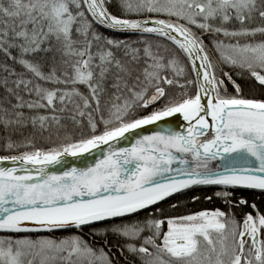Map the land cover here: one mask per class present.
I'll list each match as a JSON object with an SVG mask.
<instances>
[{
  "label": "snow or ice",
  "instance_id": "obj_1",
  "mask_svg": "<svg viewBox=\"0 0 264 264\" xmlns=\"http://www.w3.org/2000/svg\"><path fill=\"white\" fill-rule=\"evenodd\" d=\"M0 149V264H264V0H0Z\"/></svg>",
  "mask_w": 264,
  "mask_h": 264
},
{
  "label": "trees",
  "instance_id": "obj_2",
  "mask_svg": "<svg viewBox=\"0 0 264 264\" xmlns=\"http://www.w3.org/2000/svg\"><path fill=\"white\" fill-rule=\"evenodd\" d=\"M109 11L112 12L113 14H121L118 5L115 2L109 5ZM100 31L106 32V34L108 35L118 36L120 38H129L132 40H135L137 38V35L135 34H120V33L106 30L103 27H100ZM245 95H249V96L254 95L259 98L260 92L255 88H248L245 90ZM10 154H13V153L5 152L2 149H0V155H10ZM217 190L218 189L216 186H197L193 189L191 194L199 195L200 199L198 201H191L187 198V196L182 197L181 199L187 200V209H191V210H201L205 208L213 209L216 207H220L223 209L225 208V204L220 198L214 195V193ZM229 191H233V197H239V196L245 197V199L249 202V204L254 201L257 204V206L262 211H264V192H262L261 190L238 187L235 190L229 189ZM204 196H210L211 199L205 200ZM184 210L185 209H180L179 211H184ZM73 232L74 230L69 229L67 231H53L51 233L45 232L43 234L44 235L50 234L55 237H60V236L70 235ZM80 234L83 236V238L86 241L92 244L94 248L103 247L105 251H109V249H111L110 255L112 256L113 259H115L116 257H119L120 264H124V256H127L129 257V259H132L131 254H129L126 249L124 250L123 256L120 255V253L117 251L115 247V245L117 244V239L112 236L107 237L108 243L104 244L103 243L104 237L91 235L88 228H84Z\"/></svg>",
  "mask_w": 264,
  "mask_h": 264
},
{
  "label": "water",
  "instance_id": "obj_3",
  "mask_svg": "<svg viewBox=\"0 0 264 264\" xmlns=\"http://www.w3.org/2000/svg\"><path fill=\"white\" fill-rule=\"evenodd\" d=\"M109 31H112L108 29ZM113 32V31H112ZM120 34H133L131 32H116ZM137 35V34H135ZM166 120L171 121L172 123L168 125L169 127L175 128V130L180 131L181 127L185 126L187 122H183L182 116L179 114H174L173 117L170 118H165ZM177 124H180V127H177ZM165 127V125L157 122L155 124H150V125H144L140 129L133 130L134 134H125V140L119 141V146L121 147H126L128 146L129 141L135 139V135L137 134H147L150 133L151 131H156L160 130L161 128ZM207 135V133H206ZM104 150V146H98L95 150L90 151L87 154L73 157V156H66L64 158V162L61 164L55 165V166H50L49 170L50 171H61L64 168L71 167L73 165L77 167H84L89 163H94V160L96 157L100 156ZM213 164H223L224 162L220 160L219 158L216 161L212 162ZM0 166H11V162H0ZM241 188V187H240ZM59 231V230H55Z\"/></svg>",
  "mask_w": 264,
  "mask_h": 264
},
{
  "label": "flooded vegetation",
  "instance_id": "obj_4",
  "mask_svg": "<svg viewBox=\"0 0 264 264\" xmlns=\"http://www.w3.org/2000/svg\"><path fill=\"white\" fill-rule=\"evenodd\" d=\"M209 40H210L209 37H205V43H206V44H209ZM209 46L211 47L210 44H209ZM233 78L236 79L238 83H241L242 85H246V86H245V90L248 89V88H255V89H257V90L260 92V95H261L260 86H259L258 82H255V81H254V79H253V80H248V81L246 82V81H245L244 79H242L241 77H238V76H235V75L233 76ZM225 82L228 83L227 80H226ZM253 84L255 85L254 87H249V85H253ZM230 90H232V87H231V85L229 84V91H230Z\"/></svg>",
  "mask_w": 264,
  "mask_h": 264
}]
</instances>
